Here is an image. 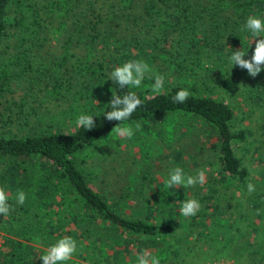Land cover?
Here are the masks:
<instances>
[{
  "label": "trees",
  "instance_id": "trees-1",
  "mask_svg": "<svg viewBox=\"0 0 264 264\" xmlns=\"http://www.w3.org/2000/svg\"><path fill=\"white\" fill-rule=\"evenodd\" d=\"M129 10L132 14H125ZM249 16L264 19V0H0V187L9 195L12 209L7 217L0 215V231L18 248L0 264H40L47 251L40 246L48 248L65 236L83 245L90 239L86 224L92 227V237L103 229L111 230L99 243H92V248L84 245L85 251L66 264H81L78 257L92 261L103 255L104 248L114 251L115 240L121 246L120 254L106 257L105 264H123L122 256L125 264H131L148 248L155 250L151 254L161 258V264L174 253L184 252L185 244L179 246V241L185 237L178 236L170 222L152 216L154 210L164 211L169 204V211L180 217L176 205L168 203L169 197H160L157 201L162 205L149 210L147 216L130 218L123 213L131 212V199L112 205L91 185L87 160L110 141L112 129L119 124L104 117L111 110L112 91L121 97L133 91L142 105L124 124L134 127L139 122L136 133L140 134L146 122L164 117L161 135L173 127L188 135L200 130L218 155L217 182L239 192L246 190L250 172L235 145L246 142L248 133L235 130V108L213 89L217 86L227 93L236 72L242 70L235 66L231 71L228 58L232 51L243 48L248 52L245 59H251L255 42L250 33L241 31ZM130 22L136 35L129 31ZM122 30L125 35H119ZM77 49L84 55L77 56ZM141 60L175 85H167L156 96L151 92L154 80L147 76L139 88L123 90L109 80L116 67ZM247 81L250 96L242 98L262 107L264 115V71ZM181 89L189 91L188 99L173 103L172 97ZM61 101H67L70 108L71 127L62 119L45 127L41 115L45 116L50 104ZM31 103H39L42 111L33 114ZM82 113L94 116L95 128L76 127ZM207 187L214 191L209 181ZM21 190L27 197L23 205L15 200ZM201 197L210 204L194 218H202L205 230L230 219V228L236 226L235 235L243 224L247 242L236 245L233 254L236 259L246 258V251L254 246L252 231L261 232L253 215L249 217L251 212L240 207L237 215L235 211L220 213L219 199L211 193ZM262 205L252 203L258 220L263 218ZM8 234L22 240H9ZM124 239H149L150 246L140 243L133 248L134 254L131 243L123 245Z\"/></svg>",
  "mask_w": 264,
  "mask_h": 264
},
{
  "label": "rangeland",
  "instance_id": "rangeland-1",
  "mask_svg": "<svg viewBox=\"0 0 264 264\" xmlns=\"http://www.w3.org/2000/svg\"><path fill=\"white\" fill-rule=\"evenodd\" d=\"M125 14L131 15L132 12L129 10ZM135 19L137 18L133 20ZM132 22L134 23V21ZM132 22H130L131 28L129 31L131 34L136 35V27L132 25ZM124 27L122 28L124 29ZM125 34L124 30H122L119 35ZM76 52L77 56L84 55V51L80 49H77ZM162 70L164 73V67ZM243 76L251 77L246 69L237 71L234 85L228 89L227 93L217 86L213 90L220 99L232 104L235 108V130H245L248 133L247 141L236 144L235 149L238 156L243 160L244 165L249 169L251 183L255 186V192L249 194L247 189L239 192L237 191L238 189L231 185L219 184L217 180L220 179L219 171L221 168L218 155L204 141L205 137L198 133L200 130H198L197 134L189 133L188 135L187 133H182V130H174L175 127H173L164 130L166 136L161 135L163 132L159 131L163 128V126L161 128V125L166 119L164 117L153 122H146V128L141 130L142 133H136L131 140L120 138L113 134L110 137V141L101 150L97 151L96 155L89 157L87 160L86 174L89 177V181H91V185L104 195L112 205L123 202L122 200H127V198L131 199L130 207L128 208H131V212L123 213L121 211V213L130 218L132 215L147 216L149 210L162 205L157 201L160 197H169L168 203L172 206L175 204L177 207L176 211L179 213L181 203L184 200L196 199L200 202L201 209L195 216H201L205 206L210 204L207 200L202 202L201 195L204 198L211 193L215 199H219L217 204L220 206V213L226 212L228 215L235 211V215H237L240 212L237 209H240V207L247 208L251 212L249 217L253 215L256 220L252 221L256 222L261 229L259 235L258 232L253 233L252 231L251 242L254 243V246L249 251H246L244 256L246 258L242 260L240 258L236 259L233 254L234 248L236 245L242 244L244 240L247 242L244 239L246 231L243 224L240 229H237L239 231L235 235L236 226L232 229L230 228L232 220H221L220 224H213L210 227L214 230L212 232V229H204L201 217L198 219L194 218V216L185 218L181 214L180 217H177L173 214L175 212L169 211L170 206L167 204L168 207L165 206L166 209L164 211L160 209L154 210L155 213L152 216L156 219L163 218L170 222L175 228V233L179 232L178 236L185 237L184 240L179 241V246L182 243L185 244V251L174 253L164 264H264V210L260 208V214H263V218L258 220V217L253 213L252 207V203L257 202L262 203L264 208V115L262 107L242 98L243 96H250L248 94L249 88H247V84L250 85V82L247 81L248 78L241 79ZM167 85H175V82L172 79H168L164 84V89H167ZM66 103L67 101H61L48 106V112L45 110V116L41 115L45 127L51 128L52 125H57L60 119H62L61 121L65 120L67 126L71 127L68 113L70 108H68ZM38 104H27L29 107H35L33 114L42 111L41 106ZM33 114L31 118H33ZM26 117H23V119ZM175 167H181L189 175H195L199 170L206 169L205 183L196 187L174 186L171 189L167 188L165 182L169 178L170 170ZM208 181L214 187L213 192H209ZM220 194H222L221 198L219 197ZM257 213L259 212L257 211ZM222 218L225 219V217ZM241 219L243 220L244 218L241 217ZM91 228L89 224H86L84 228L87 236L90 237L89 242L86 241L82 245L80 244L81 241L80 243L76 241V255H80L85 251L84 245L89 244L92 248L93 244L107 237L109 235L108 231L111 230L109 228L103 229L98 236L92 237ZM0 233V262L3 263L5 255H10L18 248H14L11 243L4 239L5 234L3 231H0ZM86 233L84 232V235ZM123 237L128 238L127 236ZM8 239L22 240L18 236L9 234ZM116 242L115 240L114 251L112 248H104L102 250L103 255L99 258H94L97 262H94V260L88 261L81 257H78L77 261L81 264H105L106 257L116 258L117 254H120L118 251H120L121 246H117ZM125 242L131 243L132 248L130 251L134 254H136V251L133 248H137L140 243L146 246L149 245V239L143 242L139 239H134L133 241L129 239L122 240L123 245ZM119 243L121 245L120 241ZM40 247L44 250L48 249L44 246ZM147 251L152 254L155 253V250H150L149 248ZM250 252L252 254L249 256ZM121 261L123 264L126 263L124 256H122ZM130 263L135 264L137 261ZM40 264H43L42 260Z\"/></svg>",
  "mask_w": 264,
  "mask_h": 264
},
{
  "label": "clouds",
  "instance_id": "clouds-1",
  "mask_svg": "<svg viewBox=\"0 0 264 264\" xmlns=\"http://www.w3.org/2000/svg\"><path fill=\"white\" fill-rule=\"evenodd\" d=\"M242 32L250 33L252 41L255 42L254 52L251 59H245L247 53L241 50L232 51L228 58L229 64L233 67L246 69L249 76L255 78L261 71H264V19L258 16H249L246 23L241 28ZM154 80L151 86V92L156 96L162 95L165 91V77L155 72L144 61H128L122 66L116 67L110 74L109 80L118 85L121 90L125 88H139L145 77ZM190 93L186 89H181L173 97V103H184ZM110 111L104 114L107 121H118L111 133L120 138L131 140L135 133L140 130L141 124L135 123V126L124 124L132 114L142 105L141 99L133 91H127L122 97L112 91L111 100L108 103ZM76 127L84 128L88 131L96 127L94 116L80 114L76 119ZM206 169L199 170L195 175H189L181 167H175L170 170L166 187L171 189L174 186L196 187L203 185L206 179ZM249 194L255 192V186L252 183L247 184ZM27 197L24 191H18L15 197L16 203L23 205ZM9 195L3 187H0V215L7 217L10 214L11 206L8 203ZM201 209V204L196 199H187L181 203L180 214L185 218L195 216ZM77 253V242L71 237L65 236L57 240L48 247L45 254L41 255L40 260L43 264H66L71 261ZM137 264H161L160 258L152 255L147 250L141 252L136 257Z\"/></svg>",
  "mask_w": 264,
  "mask_h": 264
}]
</instances>
